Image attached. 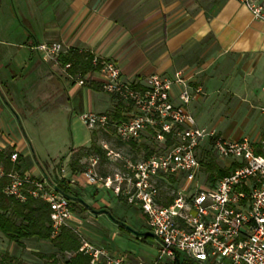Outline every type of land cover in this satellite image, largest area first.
<instances>
[{
  "label": "built area",
  "instance_id": "obj_1",
  "mask_svg": "<svg viewBox=\"0 0 264 264\" xmlns=\"http://www.w3.org/2000/svg\"><path fill=\"white\" fill-rule=\"evenodd\" d=\"M237 1L264 21V0ZM34 50L70 75L72 63H62L70 49L62 43L38 44ZM92 55L95 70L72 77L78 86L97 83L113 96L124 106L123 120L115 121L113 111L84 114V123L94 132L113 128L121 143L146 144L153 152L147 155L142 149L137 158L127 159L104 144L113 172L100 174L97 167L102 156L94 154L89 167L72 173L68 180L72 186L108 191L142 213L158 249L153 260L137 263L85 239L80 252L91 258L90 264H182L185 260L264 264V141L254 145L246 137L228 140L199 126L190 105L204 92L193 87L183 72L130 81L115 61ZM209 156L230 170L215 183L209 181L202 165ZM19 157V152L11 153L14 166L10 170L0 163V183L6 182L3 193L21 203L30 198L47 203L51 239H56L64 228H70L73 203L43 177L18 170Z\"/></svg>",
  "mask_w": 264,
  "mask_h": 264
},
{
  "label": "crops",
  "instance_id": "obj_2",
  "mask_svg": "<svg viewBox=\"0 0 264 264\" xmlns=\"http://www.w3.org/2000/svg\"><path fill=\"white\" fill-rule=\"evenodd\" d=\"M12 3H16L19 11L12 12L7 23L0 20V31L4 26L18 25L15 19L20 18L24 43L0 41V86L6 89L19 116L25 117L37 110L31 102L21 100L22 94L27 96L26 91L19 96L16 90L21 80L34 74L43 78L46 85L38 87L34 99L40 104V110L69 101L74 105L73 113H79L84 123V114H108L116 108L117 100L97 83L78 86L73 75L63 74L53 63L44 61L34 50L36 45L44 43H62L70 52L84 50L115 61L124 78L130 81L145 82L152 74L171 76L183 72L193 87L202 88L203 84L208 89L215 84V68L223 74L229 70L228 62L238 59L245 62V71L255 65L252 74L256 78L250 85L242 86L236 81L238 94L254 97L264 106L263 86L258 85V78L264 76V21L254 18L237 0H12ZM10 49H18L17 54L13 56ZM16 61L22 66V75L6 78L2 71L8 62ZM85 90L105 94L109 100L99 98L97 108L86 111L82 98ZM191 105H199L198 100ZM4 106L0 102V115ZM0 127H3L1 119ZM90 131V144L80 148L91 146L94 131ZM15 147L16 143L0 128V153L10 158L11 153L18 152ZM80 148L71 149L61 160L67 157V163ZM23 161L25 157L20 153L16 168L34 174L32 169L25 168ZM57 166L61 168L62 165L57 163L52 169L54 173ZM61 171L64 172L63 166ZM55 175L61 178L60 173Z\"/></svg>",
  "mask_w": 264,
  "mask_h": 264
},
{
  "label": "rangeland",
  "instance_id": "obj_3",
  "mask_svg": "<svg viewBox=\"0 0 264 264\" xmlns=\"http://www.w3.org/2000/svg\"><path fill=\"white\" fill-rule=\"evenodd\" d=\"M18 11L16 3H12V0H0L1 21L4 20L7 23L11 19V13H18ZM15 20L18 22V25L2 27L0 31L1 42L24 43L21 39V19L17 18ZM8 27L10 30H7ZM9 51H13L14 56L18 52V49H10ZM16 56H18V59H22L20 55ZM244 63L238 59L229 61V70L223 74L218 72V67H216L214 86L208 89L205 88V85L201 84L204 93L197 98L199 105L195 107L191 105V111L199 126L215 130L219 136L225 139L227 137H234L235 139L246 137L254 145H258L264 141V106L258 103L257 100H254V97L249 98L238 94L237 85H234L236 81H239L242 86L250 85V83L252 84L256 80L252 74V69L255 65L250 64V69L245 71ZM22 71V66L19 65V62L16 61L13 64L8 62L2 74L6 78L12 76L19 78L22 75ZM263 78L264 76L260 75L258 85L260 87L263 86L264 91ZM44 82L43 78L34 74L29 76L27 80H21L20 84L16 87L19 96L26 91L27 96H25V93L22 94L21 100L23 102H25L24 100L29 101V103L31 102L32 106L37 109L36 111L27 113L25 117L19 116L28 140L25 138L17 119L6 106H4L0 115L3 126L0 128L11 141L16 143V151L24 155L25 161L23 162L27 170L32 169V172L38 177H43V172H45L50 181L56 185L58 178H56L55 174L60 173L61 176L63 175L67 179H70L72 172L84 171L89 167L90 157L97 154L92 148L95 142L102 148L106 144L109 149L122 153L127 159L137 158L141 153L137 148L121 143L117 139L113 128L108 129L107 132L102 129L96 130L94 132V143L92 142L89 148H80L90 144L91 131L84 125L79 117V113H73L72 106L74 105H71L69 101L60 105L53 104L40 110L38 107L40 104L34 99L37 98L38 87L43 86L45 88ZM2 90L11 104V100L6 94V89L2 88ZM85 91L82 98L83 109L86 111L89 109L95 110L99 98L109 100L105 94L97 95L93 91ZM257 96L255 97L257 98ZM0 102H3L1 97ZM117 104L118 101L115 102V107ZM29 143L36 154L37 161L33 156ZM73 148L80 149L74 151L67 163V157H64L62 161L61 158ZM218 162L221 166H224L223 162ZM57 163L63 166L64 172L61 171L62 166L61 168L57 166L56 173L53 172L52 169ZM113 169L107 157H100L97 167L100 174H110L113 172ZM72 188L94 209L110 211L117 220L127 224L135 232L151 233L147 224V218L134 208L121 203L112 193L92 187L72 186ZM169 193L173 194V191ZM74 206V219L70 222L69 229L77 235L80 243H82V239H85L96 246L108 248L116 254L129 257L134 263L146 261L150 257L157 255L158 241L156 238H138L133 233L120 228L108 216H95L89 211L83 210L78 204H74ZM24 245V247H20L14 243H10L0 231V258L5 254H9L23 264H46L45 261L38 257V254L49 255L55 253L60 263L64 264L71 257V254L60 253L54 247L52 241L29 239L25 241Z\"/></svg>",
  "mask_w": 264,
  "mask_h": 264
},
{
  "label": "trees",
  "instance_id": "obj_4",
  "mask_svg": "<svg viewBox=\"0 0 264 264\" xmlns=\"http://www.w3.org/2000/svg\"><path fill=\"white\" fill-rule=\"evenodd\" d=\"M93 55L90 52L80 53L79 50L74 49L69 55L62 58V63H72L71 75H76L81 72L86 74L89 71L95 70L92 65ZM124 106L118 103L112 118L115 121L123 120L122 112ZM95 135V134H94ZM95 138V137H94ZM94 143V141H93ZM134 148L139 151H147V155H151L153 151L146 144L138 147L132 144ZM93 151L102 157H105L106 152L103 148L95 142L92 145ZM260 153V151H258ZM0 163L6 169L10 170L12 164L9 155L0 153ZM203 169L208 175L209 181L215 183L218 179L229 174L230 170L223 168L213 156H209L206 161L202 162ZM74 166V165H73ZM77 171L75 168H73ZM57 187L63 194L71 195L82 199V197L72 188L68 179H57ZM6 182L0 183V231L7 238L10 243H14L20 247H24L25 241L29 239H36L38 241H52L54 247L62 254H71L69 260L64 264H90L91 258L84 253L80 252L81 243L77 235L69 228H64L62 233L56 239H51V222L50 210L47 203L36 200L28 199L25 203H21L12 197H7L3 193V188ZM172 202L170 199L169 203ZM80 205L83 210H87L83 205L78 202H72ZM88 211V210H87ZM121 228V227H120ZM123 229V228H122ZM125 230V229H123ZM38 257L45 261L46 264H61L57 254H38ZM23 264L17 258L5 254L0 258V264ZM182 264H194L190 260H185Z\"/></svg>",
  "mask_w": 264,
  "mask_h": 264
},
{
  "label": "water",
  "instance_id": "obj_5",
  "mask_svg": "<svg viewBox=\"0 0 264 264\" xmlns=\"http://www.w3.org/2000/svg\"><path fill=\"white\" fill-rule=\"evenodd\" d=\"M0 97L4 103V105L9 109V111L15 116V118L17 119L20 127H21V130L25 136V138L28 140V137L26 136V133H25V130L22 126V122L20 120V117L18 115V113L15 111V109L12 107V105L10 104V102L8 101L6 95L4 94L1 86H0ZM29 145L31 146V144L29 143ZM31 149L33 151V156L34 158L36 159L37 161V157H36V154L34 153V150L31 146ZM38 165L39 162H37ZM43 178L50 184L52 185L58 192H60V190L58 189L57 185H55L52 181H50L49 177L47 176V174L45 172H43ZM62 195H64L66 198L70 199L72 202H78L80 203L81 205H83L91 214L95 215V216H99V215H106L109 217V219L111 221H113L116 225H118L119 227L125 229L126 231H129L131 233H133L135 236H137L138 238H146V237H153L155 238V235L153 233H138V232H135L130 226H128L127 224L117 220L110 211L108 210H96L94 209L93 207H91L88 203H86L83 199H80V198H77V197H74V196H71V195H67V194H63L62 192H60Z\"/></svg>",
  "mask_w": 264,
  "mask_h": 264
}]
</instances>
